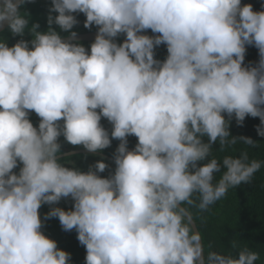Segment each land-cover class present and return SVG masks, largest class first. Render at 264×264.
<instances>
[{
    "label": "clouds",
    "instance_id": "1",
    "mask_svg": "<svg viewBox=\"0 0 264 264\" xmlns=\"http://www.w3.org/2000/svg\"><path fill=\"white\" fill-rule=\"evenodd\" d=\"M31 2L0 0V35L13 37L11 46L0 37V264H68L39 210L69 198L70 210L51 207L44 220L76 231L81 264H257L260 253L235 241L206 251L189 208L207 211L264 166L246 151L212 155L213 145L220 156L255 146L232 136L233 117L259 118L264 137V10L241 0H51L39 31L23 10ZM76 14L96 31H73ZM112 140L105 178L102 159L82 171L76 155L62 157L103 156Z\"/></svg>",
    "mask_w": 264,
    "mask_h": 264
},
{
    "label": "trees",
    "instance_id": "2",
    "mask_svg": "<svg viewBox=\"0 0 264 264\" xmlns=\"http://www.w3.org/2000/svg\"><path fill=\"white\" fill-rule=\"evenodd\" d=\"M242 5L251 4L254 11H262V5L264 0H241ZM51 7V0H47L46 4L40 5L34 15H30L31 23H39V31L47 30V16L49 15V8ZM56 15V13H52ZM77 18L85 21L86 17L83 14H76ZM53 27H57L53 25ZM57 30L58 27H57ZM96 31L93 26L91 30ZM149 36L153 35L151 30L146 33ZM64 36V33H61ZM7 39L9 46H11L13 37L7 31L0 35ZM23 39L31 40V36L26 34ZM122 35L120 36L119 42L122 43ZM156 59L163 61L166 58L167 51L166 46L161 45L156 50ZM259 60L258 50L253 46H248L245 64L254 65ZM227 119V116L225 117ZM31 122L34 126H38L39 118L36 114L30 113ZM102 125L106 130L111 132V124L102 119ZM260 125L259 118L246 117L243 125H238L235 118H232L230 125V132L234 137H249L256 144L255 146L245 145L242 142H238L236 145L237 149L224 153L220 156V152L213 145L212 155L217 159L222 160L224 156H238L241 152H247L249 159H256L264 161V137H260L257 134L256 128ZM60 143H65L63 137H60ZM137 140L134 136L128 137L129 149H134ZM119 141L112 140L111 147L105 149L102 152L103 156L94 154H84L71 156L73 163L78 168L81 167L82 171H87L90 164L89 159L92 156H97L99 160H103L109 165V169L104 173L100 174L102 178L109 175V171H114L115 167L109 160V157L113 158L116 148L118 147ZM63 153V152H62ZM18 171V169L16 170ZM216 179H219V174H216ZM73 202L71 199H62L56 205H43L39 212L43 221L42 231L50 239L57 242V246L60 250L66 251L70 254V260L68 264H81L79 256L86 255V249L84 246L81 247L77 239V233L75 230L64 231L59 223L58 218H50L44 220V216L50 211L51 207H61L64 210H70ZM185 207H188L185 205ZM189 211L192 213L194 221L197 223L198 230L202 236L205 250H216L222 252L233 251L231 244L235 241L240 247H249L250 249L260 253L261 260L257 264H264V166L255 173L251 182L241 184L237 188H230L225 197L217 201L215 204L209 207L205 212H201L196 207H190ZM79 249V250H78ZM85 264V263H84Z\"/></svg>",
    "mask_w": 264,
    "mask_h": 264
},
{
    "label": "rangeland",
    "instance_id": "3",
    "mask_svg": "<svg viewBox=\"0 0 264 264\" xmlns=\"http://www.w3.org/2000/svg\"><path fill=\"white\" fill-rule=\"evenodd\" d=\"M47 0H33V2L31 3H27L26 6L23 8L24 11H26L27 13H29L30 15H34V12L37 11V9L40 7V5L42 4H46ZM78 20V24L76 27H74L73 31H76L77 33H82V32H86L88 29L84 28V22L83 20L77 18ZM67 34L64 33V36H66ZM83 149L82 147H76V146H72L70 144H66V150L65 151H72V150H80ZM101 154V153H99ZM105 155V154H103ZM90 164L96 163L97 161H99L97 156H92L89 160ZM75 165H78L77 162H75ZM71 167V165H66ZM81 169V167H80Z\"/></svg>",
    "mask_w": 264,
    "mask_h": 264
},
{
    "label": "water",
    "instance_id": "4",
    "mask_svg": "<svg viewBox=\"0 0 264 264\" xmlns=\"http://www.w3.org/2000/svg\"><path fill=\"white\" fill-rule=\"evenodd\" d=\"M86 36V39L90 41V39H95V36H96V33L93 34H88V35H85ZM80 38V37H79ZM90 38V39H89ZM87 153L86 150H81V151H77V152H72V153H68V154H65V155H62V157L64 156H70V155H79V154H85ZM195 224V223H194ZM196 229H197V226L195 225ZM198 230V229H197Z\"/></svg>",
    "mask_w": 264,
    "mask_h": 264
}]
</instances>
